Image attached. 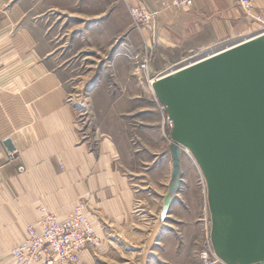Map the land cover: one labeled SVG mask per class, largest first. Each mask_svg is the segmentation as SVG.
<instances>
[{
    "label": "crops",
    "instance_id": "0c3cea01",
    "mask_svg": "<svg viewBox=\"0 0 264 264\" xmlns=\"http://www.w3.org/2000/svg\"><path fill=\"white\" fill-rule=\"evenodd\" d=\"M118 1L126 8L141 4L160 10L156 41L145 30L148 44L156 45L160 55L163 48L190 51L227 41L233 44L235 37L250 32L257 23L249 26L248 19L255 18L243 15L238 0H195L185 9H176L171 0ZM63 2L0 0V255L4 264H16L10 250L27 237V226L40 220L43 209L66 218L80 200L87 202V214L105 244L137 245L147 252L156 244L176 245V237L187 243V228H196V223L205 231L208 225L212 228V213L209 201L204 211L191 200L196 188L187 185V158L183 157L180 186L170 195L172 134L163 136L159 114L152 112L151 118L134 123V134H128L125 121L120 133L99 127L95 140L85 135L80 111L69 98L70 63L64 58L63 44H58L57 27L49 22L48 13L61 9ZM257 4L264 6V0ZM151 71H158L157 63L152 62ZM142 77L129 76L139 84L145 81ZM142 84L133 98L144 95ZM130 111L136 114L142 108ZM11 152H15L13 159H9ZM206 194L208 200V189Z\"/></svg>",
    "mask_w": 264,
    "mask_h": 264
},
{
    "label": "water",
    "instance_id": "95a60500",
    "mask_svg": "<svg viewBox=\"0 0 264 264\" xmlns=\"http://www.w3.org/2000/svg\"><path fill=\"white\" fill-rule=\"evenodd\" d=\"M152 88L174 122L170 195L188 147L208 182L217 254L264 264V33L157 76Z\"/></svg>",
    "mask_w": 264,
    "mask_h": 264
},
{
    "label": "rangeland",
    "instance_id": "374dc122",
    "mask_svg": "<svg viewBox=\"0 0 264 264\" xmlns=\"http://www.w3.org/2000/svg\"><path fill=\"white\" fill-rule=\"evenodd\" d=\"M171 4L176 9H185L176 7L172 0ZM257 10L264 13V6H257ZM243 11V15L248 16L244 8ZM48 15L51 18L49 22L54 23L53 28L57 27L58 44H63L64 58L70 63V74L73 77L69 81V98L80 111L85 135L92 140L100 134L99 127L120 133L125 121H128V134H134L133 124H140L141 120L151 118L152 112L159 114L160 130L163 136L168 138L173 127L168 121L167 111L163 109L164 104L150 85V78L154 77V74L160 76L187 66L231 44V41H227L190 51L163 48L160 55L156 45L148 44V34L145 37L147 30L150 40L156 41L159 23L156 31L148 26L140 30L133 21L129 5L126 8L125 4L118 0H64L61 9ZM248 21L249 26L257 22L256 27L240 37H235L234 42L261 34L259 32L263 31L264 23L256 18H249ZM163 54L166 57H163ZM146 59L148 68L143 65ZM165 61L166 64H162ZM152 62L157 63L156 73L151 71ZM130 75H144L145 78H142L145 81L141 84L144 85L145 91L142 97H132L135 89L141 87V84L135 83L129 78ZM133 107L142 108V112L131 113ZM127 110L129 113L125 114ZM183 157L187 158V185L191 184L196 188L191 200L199 206L202 205L205 211L208 206L207 179L200 170V164L186 150ZM195 226L194 229L187 228V243L183 241V237H176V245L156 244L154 250L147 252H142L137 245L105 244V238L100 234L101 244L86 251L85 253H90L89 258L80 264H201L199 250L206 231L197 223Z\"/></svg>",
    "mask_w": 264,
    "mask_h": 264
},
{
    "label": "built area",
    "instance_id": "2783aa9c",
    "mask_svg": "<svg viewBox=\"0 0 264 264\" xmlns=\"http://www.w3.org/2000/svg\"><path fill=\"white\" fill-rule=\"evenodd\" d=\"M194 1L172 0V3L178 8H190L194 4ZM238 1L248 15H252L264 23V13L257 10V0ZM129 9L134 23L140 30L148 26L151 30L156 31L159 10L141 4H129ZM259 33H264V24L263 31ZM144 61V67L148 68V60ZM157 76L154 75V77L150 78L151 85ZM163 109L166 110L164 105ZM168 121L173 127L174 122L169 116ZM184 150L187 151V147H184ZM9 157L13 158L14 152L9 153ZM87 209V202L84 200H80L66 218H59L56 213L43 209V215L40 220L35 224L27 226V237L14 245L10 250V255L13 257L15 263H79L86 251L101 244L102 236L94 227L92 220L87 214ZM199 256L201 264H229L215 250L210 225L206 227ZM0 264H4V259L1 255Z\"/></svg>",
    "mask_w": 264,
    "mask_h": 264
},
{
    "label": "bare ground",
    "instance_id": "6f19581e",
    "mask_svg": "<svg viewBox=\"0 0 264 264\" xmlns=\"http://www.w3.org/2000/svg\"><path fill=\"white\" fill-rule=\"evenodd\" d=\"M262 34V33H261ZM259 35V34H258ZM257 36V35H256ZM252 38V37H251ZM248 39V38H247ZM230 47V46H229ZM228 48V47H227ZM223 50V49H222ZM221 50V51H222ZM221 51H216V52H214L213 54H216V53H219V52H221ZM213 54H210V55H208V57H210L211 55H213ZM206 58V57H205ZM200 60H203V58L202 59H200ZM200 60H198V61H200ZM198 61H196V62H198ZM193 63H195V62H193ZM192 63V64H193ZM178 70V69H177ZM177 70H172V71H170L169 73H167V75L168 74H172V73H174V72H176ZM161 76V75H160ZM151 85V84H150ZM187 153L192 157V158H194V160L198 163V161H197V159H196V157L194 156V154L192 153V151L187 147ZM200 170H202V169H200ZM203 172V171H202Z\"/></svg>",
    "mask_w": 264,
    "mask_h": 264
}]
</instances>
